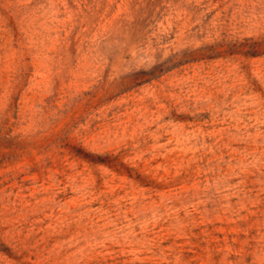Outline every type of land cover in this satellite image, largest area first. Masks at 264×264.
<instances>
[{
	"label": "rangeland",
	"instance_id": "1",
	"mask_svg": "<svg viewBox=\"0 0 264 264\" xmlns=\"http://www.w3.org/2000/svg\"><path fill=\"white\" fill-rule=\"evenodd\" d=\"M0 264H264V0H0Z\"/></svg>",
	"mask_w": 264,
	"mask_h": 264
}]
</instances>
